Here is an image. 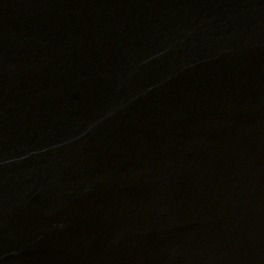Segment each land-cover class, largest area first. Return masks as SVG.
Returning <instances> with one entry per match:
<instances>
[{
    "label": "water",
    "instance_id": "95a60500",
    "mask_svg": "<svg viewBox=\"0 0 264 264\" xmlns=\"http://www.w3.org/2000/svg\"><path fill=\"white\" fill-rule=\"evenodd\" d=\"M0 264H264V0H0Z\"/></svg>",
    "mask_w": 264,
    "mask_h": 264
}]
</instances>
